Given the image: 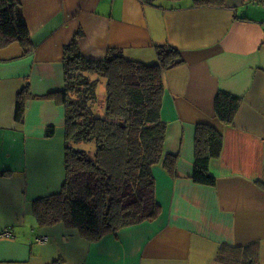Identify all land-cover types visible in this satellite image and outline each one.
<instances>
[{"label":"crops","instance_id":"1","mask_svg":"<svg viewBox=\"0 0 264 264\" xmlns=\"http://www.w3.org/2000/svg\"><path fill=\"white\" fill-rule=\"evenodd\" d=\"M32 44L0 47V264H264V2L19 0ZM104 57L184 62L164 73L165 155L154 165L157 217L92 237L67 221L41 225L35 202L59 194L67 172V47ZM220 91L241 98L232 123L215 116ZM24 113L16 120L17 103ZM222 136L212 185L193 180L197 125ZM53 129L52 134L49 132ZM10 231L12 237L2 236ZM47 236L44 243L37 238Z\"/></svg>","mask_w":264,"mask_h":264},{"label":"trees","instance_id":"2","mask_svg":"<svg viewBox=\"0 0 264 264\" xmlns=\"http://www.w3.org/2000/svg\"><path fill=\"white\" fill-rule=\"evenodd\" d=\"M194 1L213 6L226 2ZM15 41L24 47L32 44L22 7L19 0H0V47ZM64 61L65 87L48 96H54L67 110V176L59 194L35 202L38 222L52 225L64 220L97 237L157 217L161 205L153 167L164 159L167 169L175 173L178 160L174 152L165 155L166 123L161 116L164 73L184 62L181 51L162 46L158 60L148 64L128 59L117 49H109L104 57L88 56L71 44ZM101 79L106 83L104 114L97 111L96 87ZM23 99L20 95L16 120L23 117ZM240 105L239 96L220 91L215 116L224 124L232 123ZM82 142H95V152L79 148ZM221 149L220 132L209 124L197 125L195 182L214 184L209 163ZM58 262L55 259L49 264Z\"/></svg>","mask_w":264,"mask_h":264},{"label":"rangeland","instance_id":"3","mask_svg":"<svg viewBox=\"0 0 264 264\" xmlns=\"http://www.w3.org/2000/svg\"><path fill=\"white\" fill-rule=\"evenodd\" d=\"M96 92L98 96L97 111L99 114H104L106 107V83L104 79L98 82ZM78 147L92 153L95 152V142H82Z\"/></svg>","mask_w":264,"mask_h":264},{"label":"built area","instance_id":"4","mask_svg":"<svg viewBox=\"0 0 264 264\" xmlns=\"http://www.w3.org/2000/svg\"><path fill=\"white\" fill-rule=\"evenodd\" d=\"M1 235H2V236H7V237H12V234H11L10 231H4L3 233H1ZM47 239H48L47 236H39V237L37 238V240H38L40 243H44V242H46Z\"/></svg>","mask_w":264,"mask_h":264}]
</instances>
